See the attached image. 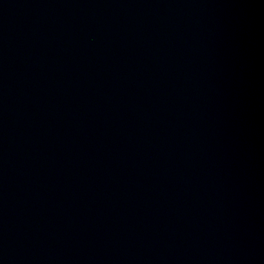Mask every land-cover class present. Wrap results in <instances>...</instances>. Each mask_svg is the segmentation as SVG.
I'll return each mask as SVG.
<instances>
[{"label": "water", "instance_id": "obj_1", "mask_svg": "<svg viewBox=\"0 0 264 264\" xmlns=\"http://www.w3.org/2000/svg\"><path fill=\"white\" fill-rule=\"evenodd\" d=\"M0 264H264V0H0Z\"/></svg>", "mask_w": 264, "mask_h": 264}]
</instances>
